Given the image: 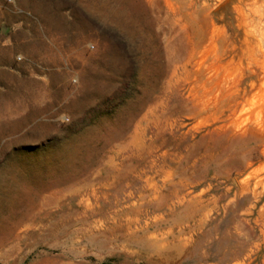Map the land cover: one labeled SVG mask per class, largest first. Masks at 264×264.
Listing matches in <instances>:
<instances>
[{"label": "rangeland", "instance_id": "1", "mask_svg": "<svg viewBox=\"0 0 264 264\" xmlns=\"http://www.w3.org/2000/svg\"><path fill=\"white\" fill-rule=\"evenodd\" d=\"M262 16L0 0V264H264Z\"/></svg>", "mask_w": 264, "mask_h": 264}, {"label": "bare ground", "instance_id": "2", "mask_svg": "<svg viewBox=\"0 0 264 264\" xmlns=\"http://www.w3.org/2000/svg\"><path fill=\"white\" fill-rule=\"evenodd\" d=\"M259 16H260V15H259ZM262 17H263V16H262ZM263 18H264V17H263ZM261 20H262V19H261V18H259V21H257V23H256V24H257V25H260V24H261V22H262ZM262 23H263V22H262ZM261 26H262V25H261ZM258 32H259V31H258Z\"/></svg>", "mask_w": 264, "mask_h": 264}]
</instances>
